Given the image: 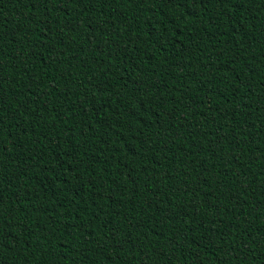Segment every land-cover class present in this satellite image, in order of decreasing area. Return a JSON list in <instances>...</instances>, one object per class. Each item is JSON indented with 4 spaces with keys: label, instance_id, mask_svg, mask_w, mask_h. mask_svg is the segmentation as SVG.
Masks as SVG:
<instances>
[{
    "label": "trees",
    "instance_id": "16d2710c",
    "mask_svg": "<svg viewBox=\"0 0 264 264\" xmlns=\"http://www.w3.org/2000/svg\"><path fill=\"white\" fill-rule=\"evenodd\" d=\"M0 264H264V0H0Z\"/></svg>",
    "mask_w": 264,
    "mask_h": 264
}]
</instances>
